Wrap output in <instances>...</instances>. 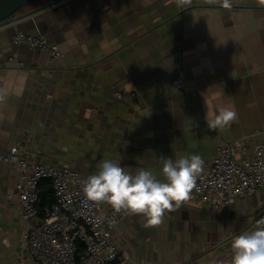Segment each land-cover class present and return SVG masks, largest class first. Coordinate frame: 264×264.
I'll return each instance as SVG.
<instances>
[{"label": "crops", "instance_id": "0c3cea01", "mask_svg": "<svg viewBox=\"0 0 264 264\" xmlns=\"http://www.w3.org/2000/svg\"><path fill=\"white\" fill-rule=\"evenodd\" d=\"M19 31L45 35L61 58L15 42ZM0 96V153L17 145L22 155L86 177L106 159L161 180V157L198 154L207 165L219 146L264 140V5L43 0L22 7L0 22ZM229 105L238 119L210 130L207 112ZM18 179L17 167L0 162V264H37L22 239ZM263 204L264 188L215 211L191 193L157 227L128 214L112 239L127 264H229L231 239L255 227Z\"/></svg>", "mask_w": 264, "mask_h": 264}, {"label": "built area", "instance_id": "2783aa9c", "mask_svg": "<svg viewBox=\"0 0 264 264\" xmlns=\"http://www.w3.org/2000/svg\"><path fill=\"white\" fill-rule=\"evenodd\" d=\"M15 42L45 51L50 61L61 58L62 50L45 35L19 31ZM10 62L19 66L14 58ZM175 84L184 85L177 76ZM118 97L122 93L117 91ZM0 162L19 169L15 183L21 207L20 212L27 226L22 239L37 264H127L120 254L119 245L112 239V232L128 215L116 213L106 203L87 201L81 181L87 177L77 169L30 158L20 153L17 145L0 153ZM51 182L55 202L49 209L42 206L40 184ZM264 188V140L248 145L244 142L219 146L211 162L197 180L193 194L213 210L233 202L238 197L253 196ZM11 194L7 195L10 198ZM264 218V204L256 214L254 224ZM78 243L84 250H78Z\"/></svg>", "mask_w": 264, "mask_h": 264}, {"label": "clouds", "instance_id": "9594fccd", "mask_svg": "<svg viewBox=\"0 0 264 264\" xmlns=\"http://www.w3.org/2000/svg\"><path fill=\"white\" fill-rule=\"evenodd\" d=\"M175 2L183 7L191 0ZM208 2L217 3L219 0ZM259 2L264 5V0ZM222 7L231 9L232 0H222ZM205 119L208 128L217 131L234 123L238 113L234 106H219L211 115L207 112ZM161 161L163 180L150 170L138 169L132 174L117 161L103 160L95 174L81 181V190L87 201L106 203L116 213L140 215L145 219L146 227H157L162 224L166 212L175 211L191 199L204 171V160L198 154L175 160L161 157ZM230 249L229 264H264V218L259 219L253 229L234 236Z\"/></svg>", "mask_w": 264, "mask_h": 264}, {"label": "water", "instance_id": "95a60500", "mask_svg": "<svg viewBox=\"0 0 264 264\" xmlns=\"http://www.w3.org/2000/svg\"><path fill=\"white\" fill-rule=\"evenodd\" d=\"M43 0H0V22L11 17L22 7L30 6Z\"/></svg>", "mask_w": 264, "mask_h": 264}, {"label": "trees", "instance_id": "16d2710c", "mask_svg": "<svg viewBox=\"0 0 264 264\" xmlns=\"http://www.w3.org/2000/svg\"><path fill=\"white\" fill-rule=\"evenodd\" d=\"M40 194L42 200V206L44 209H49L55 202L53 188L49 180H44L40 184ZM78 250L82 252L84 250L83 244L78 243Z\"/></svg>", "mask_w": 264, "mask_h": 264}]
</instances>
